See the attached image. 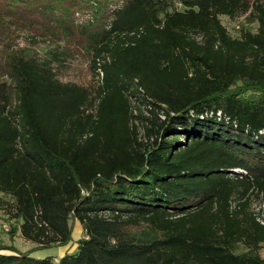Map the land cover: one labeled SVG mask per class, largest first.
<instances>
[{
    "label": "trees",
    "instance_id": "obj_1",
    "mask_svg": "<svg viewBox=\"0 0 264 264\" xmlns=\"http://www.w3.org/2000/svg\"><path fill=\"white\" fill-rule=\"evenodd\" d=\"M259 197L264 1L0 0V209L35 249L82 228L0 264H264Z\"/></svg>",
    "mask_w": 264,
    "mask_h": 264
},
{
    "label": "rangeland",
    "instance_id": "obj_2",
    "mask_svg": "<svg viewBox=\"0 0 264 264\" xmlns=\"http://www.w3.org/2000/svg\"><path fill=\"white\" fill-rule=\"evenodd\" d=\"M221 21L227 27L228 31L233 37H237L239 35L240 29H248L256 32L259 26V23L255 19V17L249 16V14L237 17L235 19H231L227 16H222ZM13 34V43L18 42L19 44L24 45V39L26 37L25 34L18 32L17 28L13 31ZM79 64L80 71L79 69L75 70L72 77L88 84L94 82L95 80L92 79V75L88 71V65L86 64L85 59H83L82 62H79ZM259 203L263 204L262 199L260 197L254 198L252 207L253 205H257ZM77 225H80L79 222L73 221V242H70L64 246H52L47 248L35 249L34 247L36 246V244L27 239L22 227H20V221L12 219L11 215L7 213L6 210L0 209V243L13 245L23 252L32 250L31 256L35 258H45L48 256L55 257L54 262L57 263L61 255H64L66 252L75 250L76 241L82 235V231L81 234L80 231L76 233ZM260 255L264 258V245L260 250Z\"/></svg>",
    "mask_w": 264,
    "mask_h": 264
},
{
    "label": "built area",
    "instance_id": "obj_3",
    "mask_svg": "<svg viewBox=\"0 0 264 264\" xmlns=\"http://www.w3.org/2000/svg\"><path fill=\"white\" fill-rule=\"evenodd\" d=\"M255 216H256V220L264 226V202L263 204H257V205H253L252 207Z\"/></svg>",
    "mask_w": 264,
    "mask_h": 264
},
{
    "label": "crops",
    "instance_id": "obj_4",
    "mask_svg": "<svg viewBox=\"0 0 264 264\" xmlns=\"http://www.w3.org/2000/svg\"><path fill=\"white\" fill-rule=\"evenodd\" d=\"M76 230H77L76 233H78L80 231V234H81V231H82L81 225H77ZM61 256H63V255H61Z\"/></svg>",
    "mask_w": 264,
    "mask_h": 264
}]
</instances>
